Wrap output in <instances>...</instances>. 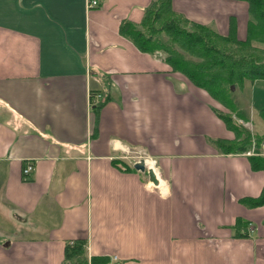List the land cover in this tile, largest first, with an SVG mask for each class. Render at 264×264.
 Here are the masks:
<instances>
[{
  "label": "crops",
  "instance_id": "crops-1",
  "mask_svg": "<svg viewBox=\"0 0 264 264\" xmlns=\"http://www.w3.org/2000/svg\"><path fill=\"white\" fill-rule=\"evenodd\" d=\"M98 1L0 0V210L12 217L0 264H63L75 239L108 264H264V205L240 201L261 194L264 171L218 149L234 132L207 91L120 32L154 0ZM172 4L247 37L244 0ZM137 156L156 159L162 183Z\"/></svg>",
  "mask_w": 264,
  "mask_h": 264
},
{
  "label": "trees",
  "instance_id": "trees-1",
  "mask_svg": "<svg viewBox=\"0 0 264 264\" xmlns=\"http://www.w3.org/2000/svg\"><path fill=\"white\" fill-rule=\"evenodd\" d=\"M249 5L250 18L247 37L239 39L236 22L232 19L228 34H221L215 27L193 21L176 11L172 0H154L145 10L140 23L123 21L120 32L141 51L159 55L173 71L184 74L195 86L200 87L225 107L226 112L214 108L234 138L215 141L224 153L243 154L249 150L252 169L264 171V154L261 145L263 134H252L240 120L246 121L244 111L238 108L232 86L245 89L246 83L264 80V0H244ZM95 92H91L92 103ZM264 121V106L259 108ZM233 113L236 118L233 117ZM127 169L131 166L123 165ZM248 207L264 205V187L257 197L240 200ZM237 228L246 230L247 223L237 219ZM247 235V231L240 232ZM88 242L75 239L66 245L63 264H108L105 256H90Z\"/></svg>",
  "mask_w": 264,
  "mask_h": 264
},
{
  "label": "rangeland",
  "instance_id": "rangeland-1",
  "mask_svg": "<svg viewBox=\"0 0 264 264\" xmlns=\"http://www.w3.org/2000/svg\"><path fill=\"white\" fill-rule=\"evenodd\" d=\"M259 89H264V85H262V83H255V85H254V84L248 82V83H246L245 89H240V87H235V89L233 90V93H232L233 99H234L235 103L237 104L238 108L241 109L242 111H244V114L246 116V121L240 120V122H242L244 124V126L252 134H255V135L264 133V121L260 117L259 112H258L260 105L259 104H256V105L253 104L255 102L254 95H255V93L259 92L258 91ZM260 92H261V90H260ZM98 102H99V100L96 103H98ZM218 106H219L218 107L219 110H223L226 112L225 107L222 106L220 103ZM233 117L236 118L234 113H233ZM262 144H264V143H262ZM261 148H262V153H263L264 152V146L261 145ZM249 151H251V150H249ZM251 154H254V153H251ZM146 157L150 158V159H154V158H151L148 156H146ZM146 157L137 156L135 158V160H137L139 158H141V159L146 158ZM133 159H134V156H133ZM135 162L136 161H134V163ZM132 166H134V164H132ZM160 182H161V180H160ZM2 211H4V210L2 209ZM2 211L0 210V225L3 226L4 228H7V227L11 226L10 224L12 223L11 222L12 217L9 214L3 213ZM6 217H10L11 219L6 220ZM7 223L8 224L10 223V224L8 225Z\"/></svg>",
  "mask_w": 264,
  "mask_h": 264
},
{
  "label": "water",
  "instance_id": "water-1",
  "mask_svg": "<svg viewBox=\"0 0 264 264\" xmlns=\"http://www.w3.org/2000/svg\"><path fill=\"white\" fill-rule=\"evenodd\" d=\"M235 87L232 86V90H234ZM134 168L137 170H140L142 172L147 171L148 176H149V180L155 184V185H159L160 180L156 174V171L153 168H147L146 167V160L144 158L138 160L137 162L134 163Z\"/></svg>",
  "mask_w": 264,
  "mask_h": 264
},
{
  "label": "built area",
  "instance_id": "built-area-1",
  "mask_svg": "<svg viewBox=\"0 0 264 264\" xmlns=\"http://www.w3.org/2000/svg\"><path fill=\"white\" fill-rule=\"evenodd\" d=\"M98 4H99V1H98V0H88V6H90V7L98 6ZM98 100H99V98H98V99H95V96H94V98H93V102L96 103ZM262 146H264V144H262ZM251 153H253L252 150L246 152L247 155H249V154H251ZM263 154H264V152H263ZM140 159H141V158H139V159H137V160H135V161L137 162V161L140 160ZM144 159L146 160V167H147V168H153V167L156 166V164H157L156 159H153L154 163L152 164V165H153V167H152L150 164H148L149 160H151V159H150V158H144ZM32 167H33V165H32L31 163H29V164L24 168V175H25V176H27V175L31 172ZM154 170H155V168H154ZM89 264H90V263H89Z\"/></svg>",
  "mask_w": 264,
  "mask_h": 264
},
{
  "label": "bare ground",
  "instance_id": "bare-ground-1",
  "mask_svg": "<svg viewBox=\"0 0 264 264\" xmlns=\"http://www.w3.org/2000/svg\"><path fill=\"white\" fill-rule=\"evenodd\" d=\"M153 163H154L153 159L149 160V162H148V164H150L152 167H153V165H152ZM154 168H155V171H156V166H154L153 169ZM156 174H157V171H156Z\"/></svg>",
  "mask_w": 264,
  "mask_h": 264
}]
</instances>
